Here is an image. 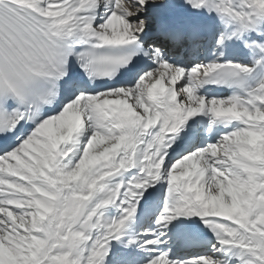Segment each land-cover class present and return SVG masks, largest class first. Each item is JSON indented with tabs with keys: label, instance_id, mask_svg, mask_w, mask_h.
<instances>
[{
	"label": "snow or ice",
	"instance_id": "snow-or-ice-1",
	"mask_svg": "<svg viewBox=\"0 0 264 264\" xmlns=\"http://www.w3.org/2000/svg\"><path fill=\"white\" fill-rule=\"evenodd\" d=\"M0 264H264V0H0Z\"/></svg>",
	"mask_w": 264,
	"mask_h": 264
}]
</instances>
